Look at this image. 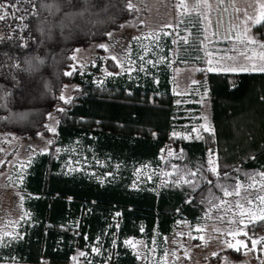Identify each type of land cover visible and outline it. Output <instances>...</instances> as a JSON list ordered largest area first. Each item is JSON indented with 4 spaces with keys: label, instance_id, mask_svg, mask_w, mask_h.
Returning a JSON list of instances; mask_svg holds the SVG:
<instances>
[{
    "label": "trees",
    "instance_id": "trees-1",
    "mask_svg": "<svg viewBox=\"0 0 264 264\" xmlns=\"http://www.w3.org/2000/svg\"><path fill=\"white\" fill-rule=\"evenodd\" d=\"M134 1L0 0V133L37 138L50 135L52 112L59 120L50 150L34 156L19 184L28 214L0 243L1 262L66 263L80 249L93 264H137L128 239L162 243L179 219L198 221L185 189L160 185L171 132L191 131L186 110L202 108L190 102L179 110L171 36L162 38L160 62L133 72L100 78V62L72 69L77 48L106 40L135 16ZM256 28L264 35V19ZM202 54L176 62L206 66ZM68 84L73 97L62 100ZM206 85L214 130L178 141L187 160L212 150L232 168L264 170V72H208Z\"/></svg>",
    "mask_w": 264,
    "mask_h": 264
},
{
    "label": "rangeland",
    "instance_id": "rangeland-1",
    "mask_svg": "<svg viewBox=\"0 0 264 264\" xmlns=\"http://www.w3.org/2000/svg\"><path fill=\"white\" fill-rule=\"evenodd\" d=\"M261 4L264 0H135V16L120 29L111 31L106 40L76 49L72 69L89 71L100 62V78H104L133 72L138 63L160 62L165 47L162 38L171 36L169 62L179 110L190 102L202 106L199 115L186 110L192 120L183 127L191 123V131L178 126L171 132L160 169V185L185 189L200 210L198 221L179 219L162 243L148 245L143 238L128 239L138 255L137 264H264V170L232 168L212 150L205 160L191 164L178 142L198 138L210 128L209 70L218 64L239 69L244 48L254 49V56L261 44L264 47V35L256 28V21L264 19ZM202 49L208 59L206 66L188 65L182 58V64L176 62L187 54L200 61ZM75 87L68 84L63 97L72 98ZM196 117H201V124L195 122ZM48 123L50 135L37 138L0 133V243L5 236L19 233L20 221L28 214L18 186L34 156L51 148L59 124L55 112ZM81 253L77 249L66 263L44 260L35 264H93Z\"/></svg>",
    "mask_w": 264,
    "mask_h": 264
},
{
    "label": "crops",
    "instance_id": "crops-1",
    "mask_svg": "<svg viewBox=\"0 0 264 264\" xmlns=\"http://www.w3.org/2000/svg\"><path fill=\"white\" fill-rule=\"evenodd\" d=\"M261 46H262V44L260 45L258 51L256 52V54L254 56H253L252 51H251L254 49H251L250 46L247 49H245V48L243 49L246 51H244V54H242L244 61L242 63L241 68L230 70V69H225V68L219 66V64H218L214 68L210 69L209 72H224V73L225 72L226 73L227 72H264L261 70V69H264V47H261ZM263 46H264V44H263ZM247 58H249V60ZM208 113H209L208 116H209V120H210V128L208 130H205L204 133L213 132V130H214L213 120H212V112H211L210 107H209ZM201 121H202V119L198 122V124H201L202 123ZM200 137H198V138H200ZM18 188H19V186H18ZM8 236H10V235H8Z\"/></svg>",
    "mask_w": 264,
    "mask_h": 264
},
{
    "label": "snow or ice",
    "instance_id": "snow-or-ice-1",
    "mask_svg": "<svg viewBox=\"0 0 264 264\" xmlns=\"http://www.w3.org/2000/svg\"><path fill=\"white\" fill-rule=\"evenodd\" d=\"M2 7H3V5H0V8H2ZM260 7H261V9H264V4H261ZM3 19H5V16L3 14H0V20H3ZM256 23H261V21L257 20ZM261 70L264 71V69H261ZM61 99L63 100L65 98L62 96ZM65 102H69V101H65ZM52 131H54V129H52ZM210 163H211V161H210ZM212 170L215 171V169H212ZM190 175H195V173H190ZM226 194H229V193L226 192ZM262 199H264V198H262ZM262 218H264V217H262ZM126 243L131 244L132 242L127 241ZM81 255H84V253H81Z\"/></svg>",
    "mask_w": 264,
    "mask_h": 264
}]
</instances>
